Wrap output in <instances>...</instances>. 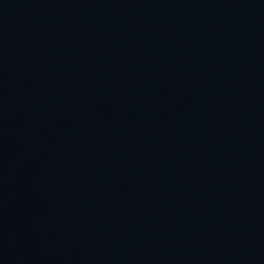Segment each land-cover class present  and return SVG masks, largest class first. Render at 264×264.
<instances>
[{
  "label": "water",
  "instance_id": "obj_1",
  "mask_svg": "<svg viewBox=\"0 0 264 264\" xmlns=\"http://www.w3.org/2000/svg\"><path fill=\"white\" fill-rule=\"evenodd\" d=\"M0 264H264V0H0Z\"/></svg>",
  "mask_w": 264,
  "mask_h": 264
}]
</instances>
